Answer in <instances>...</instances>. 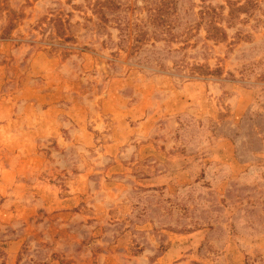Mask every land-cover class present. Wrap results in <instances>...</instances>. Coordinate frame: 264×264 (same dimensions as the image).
<instances>
[{"label": "rangeland", "instance_id": "rangeland-1", "mask_svg": "<svg viewBox=\"0 0 264 264\" xmlns=\"http://www.w3.org/2000/svg\"><path fill=\"white\" fill-rule=\"evenodd\" d=\"M0 264H264V0H0Z\"/></svg>", "mask_w": 264, "mask_h": 264}, {"label": "trees", "instance_id": "trees-1", "mask_svg": "<svg viewBox=\"0 0 264 264\" xmlns=\"http://www.w3.org/2000/svg\"><path fill=\"white\" fill-rule=\"evenodd\" d=\"M246 6H247V4L240 5L239 2L238 3L230 2L229 15H232L235 10H245ZM11 27H13V25L11 24V20H10L6 30H8V32H9L11 30ZM215 28H216V31L218 32L217 37L208 36V37H210L209 39L213 40V41H220V42L226 41L227 40V33L225 32V30L223 28L217 26V25Z\"/></svg>", "mask_w": 264, "mask_h": 264}, {"label": "crops", "instance_id": "crops-1", "mask_svg": "<svg viewBox=\"0 0 264 264\" xmlns=\"http://www.w3.org/2000/svg\"><path fill=\"white\" fill-rule=\"evenodd\" d=\"M174 112H172V113H176L175 115H174V117L177 115V112H178V109H176V110H173ZM150 123V122H149ZM147 126V123L145 122V121H143L142 123H141V127H143V128H145ZM141 134H142V132H140ZM144 135V134H143ZM163 143V142H162ZM166 150H168V148L166 147ZM234 154V152H232V155ZM190 163H193V160H190ZM195 163V162H194ZM164 179V177L162 176V177H160V178H157L154 182H156V184H161L162 183V180ZM116 197H119V195H117ZM196 233H194L193 235H195ZM170 254H172V252L171 251H169L165 256H163V257H161V259H163V258H165V257H167L168 255L170 256ZM171 256H173V255H171Z\"/></svg>", "mask_w": 264, "mask_h": 264}]
</instances>
